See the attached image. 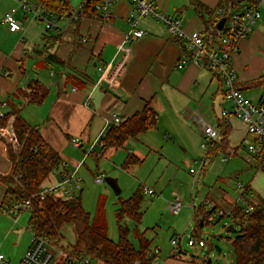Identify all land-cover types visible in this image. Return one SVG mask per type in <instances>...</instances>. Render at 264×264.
Masks as SVG:
<instances>
[{"label": "crops", "instance_id": "obj_1", "mask_svg": "<svg viewBox=\"0 0 264 264\" xmlns=\"http://www.w3.org/2000/svg\"><path fill=\"white\" fill-rule=\"evenodd\" d=\"M70 1L72 8H76L78 0ZM221 4L222 0L156 2L159 10L172 18L181 19L187 33L205 30L213 49L217 48V32L213 26L224 19L216 13ZM13 8L18 9L16 18L23 23L22 33L12 34L1 24L4 15ZM111 11L113 17L104 20L96 17L94 12L89 14L84 10L75 24L70 25L64 19L58 22L59 32H45L31 15H25L15 0H0V25L5 28L0 29V111L7 113L10 110L9 103L8 108L2 109V101L15 102L19 108L22 104L28 105L24 110L22 107L21 117L29 125L40 129L45 140L59 153L62 166L46 186L57 184L61 176L70 170L77 167L80 170L86 159L84 148L90 146L102 132L105 119L118 116L125 121L147 105L155 112L157 125L137 138L164 135V143L172 139L169 142L182 144L187 154L195 152L203 143L193 122V116L198 114L221 132L219 140L207 152V159L210 155H222L224 158L227 153L237 156L240 150L246 155L243 141L249 134L240 119L229 121L227 136L222 141V112H232V107L225 99V88L220 78L193 62L180 68V64L190 57L185 44L170 37L165 26L153 19H143L138 25L140 30L149 33L148 36L125 43L124 37L130 30L129 20L135 7L128 0H121ZM38 31L42 37L36 34ZM21 38L24 40L21 41ZM121 44L129 50L130 58L119 71L118 46ZM48 56H55L64 65L49 61ZM234 63L244 95L253 103H260L264 93L250 83L264 75V20L256 24L249 38L240 42ZM106 67L107 80L100 85L102 73L99 69ZM6 72L10 73L9 77H5ZM114 76H117L116 80L112 81ZM33 80L39 81L48 90L46 100L39 106L27 104L19 93L22 90L24 94ZM17 93L19 99L15 97ZM73 138L81 139L82 149L73 146ZM129 142L125 145H130ZM97 147L101 156L107 153V150H102V145ZM96 149L91 155H96ZM78 150L84 154L82 161L78 157L80 153L76 152ZM136 152L139 154V147L134 149L133 154ZM133 154L129 156L136 157ZM207 159H203L206 166ZM258 161L259 157L251 163L257 172L246 184L252 188V197L257 204L264 201V173L256 168ZM12 168L7 145L0 135V205L14 200L7 197L8 188L1 179L10 175ZM208 197L216 208L230 211L239 206L241 196L239 194L238 200L233 203H229L224 196ZM200 207L207 213L204 205ZM193 209L195 214L196 207ZM26 213L30 214L19 215L17 223L9 215L0 213V252L5 256L2 264H25L23 260L32 240L30 218L27 220ZM210 218H214L212 214ZM26 221L28 227L24 223ZM154 250H157L158 256L162 253L159 248ZM164 264L198 263L195 260L183 261L169 253L164 255Z\"/></svg>", "mask_w": 264, "mask_h": 264}, {"label": "trees", "instance_id": "obj_2", "mask_svg": "<svg viewBox=\"0 0 264 264\" xmlns=\"http://www.w3.org/2000/svg\"><path fill=\"white\" fill-rule=\"evenodd\" d=\"M32 1L50 13L57 21L70 17L72 10L70 0ZM96 1L84 0L87 13H93L92 7ZM241 5L239 0H224L221 8L229 16L232 11L241 9ZM217 26L218 24L213 26L215 32H218ZM212 36L215 37V33ZM209 40L207 36L206 44L210 47ZM48 60L64 65V62L55 56H48ZM250 85L264 86V75L253 80ZM19 93L26 99L27 104L39 106L46 100L48 90L39 81L33 80L28 84L24 94L22 90H19ZM15 97L20 98L18 93ZM8 103L10 110L4 118H0V135L7 145L8 157L13 168L10 175L1 179L8 188L7 197L10 196L19 201L40 193L49 179L60 169L63 161L59 153L45 140L40 129L29 125L21 117L22 107L19 108L10 100ZM156 119L155 112L147 105L141 112L121 124L112 126L103 139L102 150L122 148L129 140L153 130L157 125ZM221 129L224 142L228 133L226 125L222 124ZM253 141L256 142V140ZM259 158L256 168L264 173V154L261 153ZM141 163L142 160L139 158L129 156L124 168ZM143 197L142 189H139L129 199H121L117 212L119 220L117 243L109 238V227L103 206H100L96 215L91 217L83 205L81 193L71 200H64L58 195L48 196L44 201L38 197L34 199L30 211V229L37 236L48 241L51 246L62 250V229L66 226H74L77 240L73 249L66 252L70 256H88L98 264H134L137 260H141L143 264H149L147 252L151 250L152 241L146 238V232L142 233L138 229L143 219L141 212ZM200 214L203 215L202 222L205 224L211 212L205 213L202 207L195 209L196 232L201 228ZM127 217L136 224L135 235L138 248L129 241L131 230L121 224V221ZM230 218L238 226V230L234 228L235 226L229 228L236 233L232 244L235 250V264H264V201L261 200L250 214L245 213L242 207L236 206Z\"/></svg>", "mask_w": 264, "mask_h": 264}, {"label": "rangeland", "instance_id": "obj_3", "mask_svg": "<svg viewBox=\"0 0 264 264\" xmlns=\"http://www.w3.org/2000/svg\"><path fill=\"white\" fill-rule=\"evenodd\" d=\"M82 1L78 0L77 6ZM0 27L1 30H5L3 26ZM36 34L42 37L39 31ZM31 72L32 69L29 73ZM256 90L264 93V86ZM27 106L22 104L23 110ZM164 140V135L158 138L143 135L136 140H130L128 143L130 145L107 149L104 156L100 155V148L96 147V155L87 156L79 170V176L83 180L80 193L86 211L94 217L100 206H103L109 227V238L117 243L119 240L117 212L121 199H129L144 187L151 188L155 190L156 195L143 197L141 205L143 219L138 229L142 233L146 232V238L152 241V250L155 248L162 250L158 258L161 264H164V255L169 253L180 256L183 261L195 260L198 264H235V250L232 244L236 233L229 228L235 226L234 228L238 230V226L230 217L222 219L215 217L207 220L200 231L196 232L197 223L193 208L204 205L209 212L205 206L209 201L208 195L219 198L224 196L229 203L237 201L239 194L241 196V191L237 188L238 183L247 186L257 172L256 169L246 161L245 152L242 150L237 156L227 153L232 158L224 162L222 155H210L207 159V151L200 147L201 144L198 146L199 151L187 154L182 144L169 142L173 141L172 139L164 143ZM136 147L140 148L139 154L137 152L133 154ZM88 148L89 146L84 148V151ZM76 152L80 153L78 157L82 161L84 154L81 150ZM129 154L140 158L142 163L124 168ZM205 158L208 160L207 166L198 171L200 167L196 162H201ZM190 169L198 171L199 183L194 180ZM98 177L104 179L103 184L95 182ZM106 178L117 180L120 195L105 182ZM176 198L182 200L183 208L178 216H172L168 211V204ZM253 201L257 203L254 197ZM238 205L241 207L242 203L239 202ZM24 216L29 220V213ZM202 218L203 215L199 218L201 223ZM24 223L28 227V221ZM121 224L131 230L129 241L138 248L135 222L127 217ZM62 236V251L65 250L63 251L65 253L71 251L77 240L75 227H64ZM191 236L205 240L207 248L189 247L188 240ZM178 237H182V241L180 246L174 249L171 242Z\"/></svg>", "mask_w": 264, "mask_h": 264}, {"label": "built area", "instance_id": "obj_4", "mask_svg": "<svg viewBox=\"0 0 264 264\" xmlns=\"http://www.w3.org/2000/svg\"><path fill=\"white\" fill-rule=\"evenodd\" d=\"M19 8L25 13V15H31L33 20L43 26L45 32H59V25L57 20L48 13L46 10L35 4L32 0H15ZM121 0H97L92 7L96 17H101L104 20H109L113 17L112 8ZM134 7L135 11L131 14L129 25L130 30L125 34V43H130L133 40L141 39L148 36L149 33L142 31L138 28L139 22L143 19H153L163 24L170 37L181 41L185 44L187 52L190 54L188 60H185L180 64V68H184L187 63L193 62L201 68H205L216 74L224 88L225 99L231 104L232 112L223 111V124L229 125V121L232 118L240 119L247 128L249 137L243 141V145L246 149V161L253 163V161L264 154V99L258 103H253L247 98L240 87V78L235 68V56L239 51V44L241 41L249 38L254 32V28L258 22L264 20V0H239L242 3V8L232 11L229 16L223 8H219L216 13L218 16L224 17L226 20L222 31L217 32L216 45L217 48L207 46V34L205 30L198 33L189 34L183 28V22L179 18H172L159 10L156 2L158 0H128ZM224 1V0H222ZM85 10L84 0L76 7L72 8L70 17L67 19L70 25L75 24L81 16V13ZM18 9L13 8L8 11L1 24L7 27L8 31L12 34L22 33L24 30L23 23L16 18ZM24 39L21 38V41ZM118 54L120 55V68L126 64L130 58L129 50L124 44L118 46ZM124 68V67H123ZM122 68V69H123ZM102 73L101 83L106 82L108 67L100 68ZM10 73L6 72L5 77H9ZM117 76L112 78V81L116 80ZM2 109L8 108V102H1ZM6 113L1 110L0 118H4ZM157 118V117H156ZM123 120L114 116L111 119H105V125L102 132L89 146L85 152V157L93 154L94 149L97 146L102 145L103 139L106 133L114 125L121 124ZM193 122L197 132L202 136L203 143L202 149L210 152L216 142L219 140L221 132L220 129L212 125L209 121L204 119L198 114L193 116ZM253 140H256L254 142ZM72 144L74 147L82 149L83 143L80 138H73ZM232 157L231 155H225L223 160L227 162ZM199 165L201 171L206 167V161L196 162ZM198 171L191 169L190 173L196 182H200L198 179ZM82 179L79 176V168L70 170L61 176L60 181L53 186H46L40 193L34 194L27 199L5 201L0 205V213L9 215L15 223L18 222V216L30 212L32 202L37 197L44 201L48 196L58 195L64 200H71L82 191ZM97 184H103L104 179L98 177L95 179ZM237 188L241 191V197L239 202L242 203V208L245 213L250 214L254 211L256 202L253 201L252 188L250 186H244L238 183ZM144 196L156 195L155 190L144 187L142 189ZM243 194L249 195L245 197ZM205 206L211 212L215 218L232 217L233 209L230 211H224L216 208L212 202L207 201ZM183 208V203L180 198L174 199L168 204V211L172 216H178ZM32 231V230H31ZM191 236L188 240V246H198L200 248H207V242L198 236ZM182 237L174 238L171 242L174 249L180 246ZM180 259V256H176ZM157 250H149L147 252V259L149 264H161L159 261ZM5 260V256L0 252V264ZM25 264H98L88 256L73 257L63 252L62 250L51 246L48 241L37 236L32 231L31 247L27 251L24 257ZM134 264H143L141 260H137Z\"/></svg>", "mask_w": 264, "mask_h": 264}, {"label": "water", "instance_id": "obj_5", "mask_svg": "<svg viewBox=\"0 0 264 264\" xmlns=\"http://www.w3.org/2000/svg\"><path fill=\"white\" fill-rule=\"evenodd\" d=\"M225 22L226 20L223 19L217 26L218 30L219 31H222L223 30V27L225 25ZM105 182L114 190V192L117 194V195H120L121 194V190L119 189V186L117 184V180L115 179H111V178H106L105 179ZM201 226H203V223L201 224Z\"/></svg>", "mask_w": 264, "mask_h": 264}]
</instances>
